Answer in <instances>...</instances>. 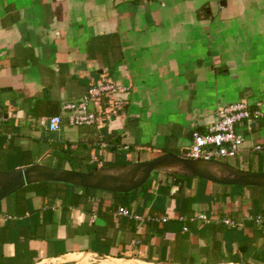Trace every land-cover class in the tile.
I'll list each match as a JSON object with an SVG mask.
<instances>
[{
  "label": "crops",
  "instance_id": "obj_1",
  "mask_svg": "<svg viewBox=\"0 0 264 264\" xmlns=\"http://www.w3.org/2000/svg\"><path fill=\"white\" fill-rule=\"evenodd\" d=\"M105 72L127 88L122 110L101 126L69 125L62 106ZM263 89L264 0H0V171L40 162L91 173L182 156L192 132H205L220 106L240 99L253 105ZM261 111L249 130L236 123L242 150L232 157L236 164L223 161L264 170V154L252 149L264 142V100ZM55 114L61 125L49 131L45 120ZM131 169L112 174L127 186ZM169 173L156 169L125 193L54 181L23 186L0 200V264L83 250L169 264L228 256L264 264V222L252 219L264 210L263 187ZM119 207L167 220L137 222L117 214ZM197 213L237 222L241 237L230 253L220 234L217 248L201 238L200 221L182 231L178 216Z\"/></svg>",
  "mask_w": 264,
  "mask_h": 264
},
{
  "label": "built area",
  "instance_id": "obj_2",
  "mask_svg": "<svg viewBox=\"0 0 264 264\" xmlns=\"http://www.w3.org/2000/svg\"><path fill=\"white\" fill-rule=\"evenodd\" d=\"M127 91L126 87L117 84L108 73L101 75L99 80L91 83L86 93L77 101L65 103L62 109L67 112V122L72 126H101L111 115H117L123 107L125 99L121 96ZM264 100V89L262 99L250 105L246 99L228 103L216 110V119L211 122L205 132L193 131L191 143L182 157L189 159H221L224 157H235L242 150L244 137L237 132L236 123H245L249 130V124L253 120L262 117L261 105ZM3 108L0 106V122L3 120ZM62 117L59 114L46 118L45 124L49 131H57L61 125ZM254 151L264 154V142L252 145ZM117 214L126 216L137 222H160L164 223L167 216L150 215L148 213H137L125 207H119ZM178 219L184 222L182 231H187L189 224L195 221L200 223L209 222L205 213L193 215H179ZM256 224L264 222V210L252 217ZM218 222L232 227H237V222L224 216L217 219ZM138 243L139 240L132 241Z\"/></svg>",
  "mask_w": 264,
  "mask_h": 264
},
{
  "label": "water",
  "instance_id": "obj_3",
  "mask_svg": "<svg viewBox=\"0 0 264 264\" xmlns=\"http://www.w3.org/2000/svg\"><path fill=\"white\" fill-rule=\"evenodd\" d=\"M166 161L180 162L184 168L180 171H173L161 166ZM197 161L213 162L222 167L220 177L205 175L196 171L195 163ZM132 167L129 172L130 183L127 186L121 185L120 178L112 174L116 169ZM156 169H166L174 174L187 173L207 181L224 185L254 186L264 188V171H247L236 168L222 159H189L173 153H164L147 161H141L126 166L116 168H103L91 173H83L75 170L63 169L58 167H49L36 162L9 171H0V200L5 196L16 192L23 186L40 181L65 182L73 185L87 187L91 189L104 190L114 193H125L136 189L142 185L150 173ZM139 171L142 177L133 180ZM169 264L164 262H153L137 257H125L122 255L112 256L108 254H99L91 250L78 252H69L60 255L46 257L35 264ZM189 264V263H183ZM208 264H248L238 261H222Z\"/></svg>",
  "mask_w": 264,
  "mask_h": 264
},
{
  "label": "trees",
  "instance_id": "obj_4",
  "mask_svg": "<svg viewBox=\"0 0 264 264\" xmlns=\"http://www.w3.org/2000/svg\"><path fill=\"white\" fill-rule=\"evenodd\" d=\"M169 174L174 176V177H176V176L178 177L181 175V174H174V173H169ZM40 182H42V181H40ZM43 182H45V181H43ZM63 184L71 186L70 183H63ZM26 186H30V185H26ZM139 187L141 188V187H143V185H140ZM233 187H241V186L234 185ZM24 188H26V187H23L22 189H24ZM208 217L210 219L209 222L202 223V225L199 227L198 233H202L201 238L205 239L206 243L211 242L213 248H217V247H220V243H218V241L215 240V235L220 234L221 241L223 242V245L226 249V252L230 253L231 250H233L231 245L234 242V239L236 241H239L240 237H241V233L232 227L226 226V225L218 222L217 219L221 218L222 217L221 215L215 216V217L212 215H208ZM195 226H196L195 224L194 225L192 223L189 224V227H191V229L193 231H194V229L196 230ZM209 238L211 239L210 241H209ZM237 250L240 252H244L246 250V247H245V245L241 244V245L237 246ZM222 261H239V262L247 263L246 259L239 260V259L235 258L234 256L233 257L228 256L225 258L224 257L218 258V260L216 262H222ZM189 264H194V263L190 262ZM203 264H207V263H203Z\"/></svg>",
  "mask_w": 264,
  "mask_h": 264
},
{
  "label": "bare ground",
  "instance_id": "obj_5",
  "mask_svg": "<svg viewBox=\"0 0 264 264\" xmlns=\"http://www.w3.org/2000/svg\"><path fill=\"white\" fill-rule=\"evenodd\" d=\"M200 162H196L195 165L197 166L196 171L200 172L202 174L205 175H213L216 177H220L221 173H222V167L221 166H217V164H213L214 167H210V168H200L199 167ZM162 165L168 166L169 168H172L174 171H180L182 168H184V166L177 161H169L167 163H162ZM117 171V170H116Z\"/></svg>",
  "mask_w": 264,
  "mask_h": 264
},
{
  "label": "rangeland",
  "instance_id": "obj_6",
  "mask_svg": "<svg viewBox=\"0 0 264 264\" xmlns=\"http://www.w3.org/2000/svg\"><path fill=\"white\" fill-rule=\"evenodd\" d=\"M222 160H225L227 161L228 163H231V164H236L235 161L233 160L232 157H224V158H221ZM261 171H264V170H261ZM154 176V172L151 174L150 178ZM146 183L143 184V186L145 185ZM244 186H241L239 188H243Z\"/></svg>",
  "mask_w": 264,
  "mask_h": 264
}]
</instances>
